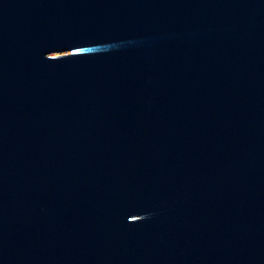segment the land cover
Here are the masks:
<instances>
[{
  "label": "water",
  "instance_id": "95a60500",
  "mask_svg": "<svg viewBox=\"0 0 264 264\" xmlns=\"http://www.w3.org/2000/svg\"><path fill=\"white\" fill-rule=\"evenodd\" d=\"M0 264H250L208 0H0Z\"/></svg>",
  "mask_w": 264,
  "mask_h": 264
}]
</instances>
